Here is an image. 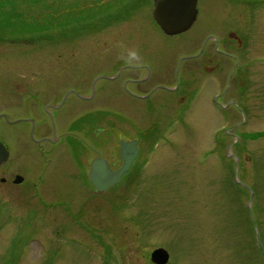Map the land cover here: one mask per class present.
<instances>
[{
  "label": "rangeland",
  "instance_id": "374dc122",
  "mask_svg": "<svg viewBox=\"0 0 264 264\" xmlns=\"http://www.w3.org/2000/svg\"><path fill=\"white\" fill-rule=\"evenodd\" d=\"M71 1L0 0V110L3 91L35 82L51 55L53 89L75 72L90 96L83 158L67 134L74 99L56 118L53 160L30 144L21 153L19 127L0 122L15 154L0 167V264H153L158 248L167 264H264V0H201L178 36L149 24L148 0ZM230 31L244 46L227 62ZM209 51L215 65L186 75L183 59ZM120 140H137L140 158L99 195L89 163L119 168Z\"/></svg>",
  "mask_w": 264,
  "mask_h": 264
},
{
  "label": "flooded vegetation",
  "instance_id": "af4514ba",
  "mask_svg": "<svg viewBox=\"0 0 264 264\" xmlns=\"http://www.w3.org/2000/svg\"><path fill=\"white\" fill-rule=\"evenodd\" d=\"M81 1L83 0H72L71 3H75L78 6L81 4ZM98 1H99L98 3L102 4V3H106L108 0H98ZM148 3H149L148 22L151 21V23L155 24V26L157 27V29L160 30V32H162L166 36H170L162 31L161 27L158 25V23L154 18L155 0H148ZM84 6H88V5L85 4ZM200 6H201V0H197V17L195 19V22L190 27V29L185 33H188L189 31H191L196 27L200 17V10H199ZM132 20L133 22L135 21L134 18H132ZM127 21H128L127 19L125 21H121V23L116 25L115 28L121 29L123 24H126L125 22ZM151 23L149 22V24ZM110 30L111 29L108 26L107 28L101 30L100 34ZM183 34H179V35H183ZM174 36H178V35H174ZM228 37H229V42H226L223 46L219 45L220 47L222 46L223 49L219 50L220 53L218 54V56H220L221 59L230 62V58H232L233 55L237 54L236 52H238L239 48L237 49L236 47L239 46L243 47L244 45H241L242 40L239 38L236 32L230 31L228 33ZM230 48L233 49V53L229 51ZM201 51H205V48L201 49ZM201 55H203L204 58L198 60ZM214 55L215 54L212 51H209L207 54L198 53L196 56L195 55L189 56L183 59V62L184 61L189 62L186 65L187 66L186 75L195 73L196 71L207 72L209 63L211 64L210 67H213L212 66L213 64L215 65V62L217 60L216 58L217 55H215L216 57ZM49 57L53 58V55L45 56V59L41 60L42 62H44V64L38 65V70L34 71V72L38 71V73H36V75H34L33 77L36 80L35 82L24 87L23 85H18L14 87V89L16 90H12L13 88L10 87L7 88V91L6 90L3 91L5 92V96L3 95V100H4L3 102L5 103H3V107H4L3 110H0V122L4 124L5 128L9 132H10L9 127H13V126L19 127L20 133L18 136L14 135V140L19 145V151L21 153L24 152L25 148L30 144L35 147V151H37L40 155L42 154L47 158L53 160V145H55V143L58 141L54 138V131H55L54 125L56 123V118L61 117V113H63V110L65 108L68 99L69 98L74 99L76 103L81 107L82 111L80 112L79 110H76L79 111L80 113L75 115V117L73 116L75 111L73 112V114L70 115L71 118L69 119V127L67 129V134H69V136L77 138L79 140L77 142L78 145L85 148V150L82 151L79 150L77 155V158L78 157L83 158V156L88 152L87 138L90 135V130L88 125L86 126L85 130L84 128L81 131H78L77 129L79 126L84 125L87 122V118L90 114L89 105H88L90 101V96L88 94L89 81L87 77L86 79L84 76L80 77L76 75L75 72H68L69 74L67 75L66 73L64 75L63 74H59L58 76L56 75L55 78H59L63 80L64 83L63 84L60 82L62 85L59 87L66 88L64 94L62 93V95H60L56 91L57 89H53V74H51L53 73V60L47 59ZM216 65L218 66V63H216ZM179 68H180V73H179L180 76L181 73L184 72V69H182V66H180ZM19 89H23V91ZM16 98L18 99L17 101L14 102ZM183 101H184L183 99H180L178 102H183ZM98 134L99 133H97L96 135ZM105 137H107V135ZM3 138L4 139H0V143H2L6 147L7 151L9 152V158L7 162L2 164L0 167L3 166L7 167L12 163L13 158L15 159V154L14 152L11 151L10 147L8 146L6 142V137ZM104 142L105 140L99 141L101 146H104ZM140 152L141 150L139 147V154L135 162L139 158ZM119 157H120V151H119ZM119 159L121 160V157ZM109 164L111 168L114 167V166L112 167L111 162H109ZM121 165H122V161H121ZM20 169H25L24 165ZM89 170H90V163H89ZM88 173L86 179H88ZM18 176L21 175L17 174L12 180L13 186L18 187L25 184V180L23 176H21L23 177L22 183L20 184L15 183V180ZM0 182L2 184H6V179L2 178ZM88 183L90 184L89 181ZM92 188L95 190L93 186Z\"/></svg>",
  "mask_w": 264,
  "mask_h": 264
},
{
  "label": "water",
  "instance_id": "95a60500",
  "mask_svg": "<svg viewBox=\"0 0 264 264\" xmlns=\"http://www.w3.org/2000/svg\"><path fill=\"white\" fill-rule=\"evenodd\" d=\"M197 15V0H155L154 18L165 33L169 35L180 34L187 31L194 23ZM137 142L121 141L120 156L122 166L112 170L103 158L94 159L90 164L88 178L98 192H104L121 182L122 177L130 170L138 155ZM9 153L0 143V165L7 162ZM23 181L17 177L16 184ZM170 260L169 252L158 248L151 254L154 264H167Z\"/></svg>",
  "mask_w": 264,
  "mask_h": 264
},
{
  "label": "trees",
  "instance_id": "16d2710c",
  "mask_svg": "<svg viewBox=\"0 0 264 264\" xmlns=\"http://www.w3.org/2000/svg\"><path fill=\"white\" fill-rule=\"evenodd\" d=\"M262 249L264 248V246L263 247H261ZM263 253H264V251H263Z\"/></svg>",
  "mask_w": 264,
  "mask_h": 264
}]
</instances>
